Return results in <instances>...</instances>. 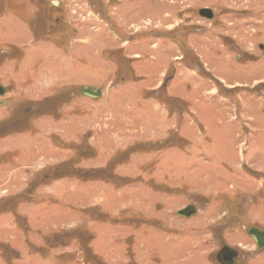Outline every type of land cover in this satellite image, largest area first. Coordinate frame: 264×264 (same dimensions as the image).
Listing matches in <instances>:
<instances>
[{"label":"rangeland","instance_id":"374dc122","mask_svg":"<svg viewBox=\"0 0 264 264\" xmlns=\"http://www.w3.org/2000/svg\"><path fill=\"white\" fill-rule=\"evenodd\" d=\"M0 85V264H264V0H0Z\"/></svg>","mask_w":264,"mask_h":264},{"label":"water","instance_id":"95a60500","mask_svg":"<svg viewBox=\"0 0 264 264\" xmlns=\"http://www.w3.org/2000/svg\"><path fill=\"white\" fill-rule=\"evenodd\" d=\"M57 1H52V4L57 5ZM198 14L205 18H212V10L210 8L204 7L198 9ZM81 93L84 95H89L94 98H98L101 96V90L99 87L91 88L89 86H82L81 87ZM5 91V88L0 85V95H3ZM3 101H0V104ZM196 212V207L194 204H188L186 206H183L175 211V213L178 216H182L185 218H189L190 216L194 215ZM246 233L254 240L256 243V246L258 250L262 249L264 247V229L250 226L246 229ZM236 255V252L233 248L229 246H223L219 249V251L216 254V259L222 263V264H234L233 257Z\"/></svg>","mask_w":264,"mask_h":264},{"label":"flooded vegetation","instance_id":"af4514ba","mask_svg":"<svg viewBox=\"0 0 264 264\" xmlns=\"http://www.w3.org/2000/svg\"><path fill=\"white\" fill-rule=\"evenodd\" d=\"M196 207V206H195ZM197 213V207H196V212ZM194 213V214H195ZM191 217V216H190ZM187 219V218H186ZM261 228V227H259ZM247 229V228H245ZM261 229H264V228H261ZM246 232V230H245ZM248 235V234H247ZM249 236V235H248ZM250 237V236H249ZM251 238V237H250ZM252 239V238H251ZM253 240V239H252ZM254 242V240H253ZM254 245L256 246V243L254 242ZM223 246H227L225 244H222L221 246H219V249L222 248ZM230 247V246H229ZM257 247V246H256ZM218 249V251H219ZM236 252V255L233 257V260H234V264H254V261H255V258L256 257H252V252L250 251H246V252H241L238 248H233ZM217 251V252H218ZM217 252L213 255L214 256V260L216 261L217 264H222L220 263L217 259H216V254ZM259 257V256H258Z\"/></svg>","mask_w":264,"mask_h":264},{"label":"bare ground","instance_id":"6f19581e","mask_svg":"<svg viewBox=\"0 0 264 264\" xmlns=\"http://www.w3.org/2000/svg\"><path fill=\"white\" fill-rule=\"evenodd\" d=\"M89 96V95H88Z\"/></svg>","mask_w":264,"mask_h":264}]
</instances>
